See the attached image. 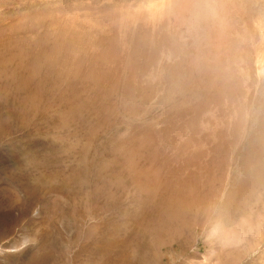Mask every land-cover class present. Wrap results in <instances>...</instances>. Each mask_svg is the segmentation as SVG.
Listing matches in <instances>:
<instances>
[{
  "label": "rangeland",
  "instance_id": "rangeland-1",
  "mask_svg": "<svg viewBox=\"0 0 264 264\" xmlns=\"http://www.w3.org/2000/svg\"><path fill=\"white\" fill-rule=\"evenodd\" d=\"M109 3L123 4L0 0V264H264V145H174L198 103L136 83L148 46L113 64V84L41 69L25 81L6 26Z\"/></svg>",
  "mask_w": 264,
  "mask_h": 264
},
{
  "label": "bare ground",
  "instance_id": "bare-ground-1",
  "mask_svg": "<svg viewBox=\"0 0 264 264\" xmlns=\"http://www.w3.org/2000/svg\"><path fill=\"white\" fill-rule=\"evenodd\" d=\"M115 1L123 4L41 13L6 26L25 81L41 69L46 76L52 70L61 78L113 84V64L132 66L148 46L145 55L153 65L138 72L136 83L154 101L180 97L198 103L191 120L173 123L174 145L190 131L198 138H184L185 148L250 151L264 145V0ZM235 184L227 182L224 197Z\"/></svg>",
  "mask_w": 264,
  "mask_h": 264
}]
</instances>
